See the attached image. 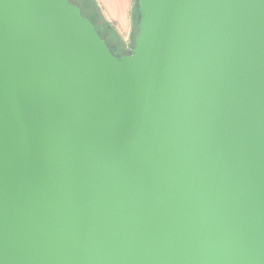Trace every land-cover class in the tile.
Here are the masks:
<instances>
[{"label": "water", "instance_id": "1", "mask_svg": "<svg viewBox=\"0 0 264 264\" xmlns=\"http://www.w3.org/2000/svg\"><path fill=\"white\" fill-rule=\"evenodd\" d=\"M138 8L0 0V264H264V0Z\"/></svg>", "mask_w": 264, "mask_h": 264}, {"label": "trees", "instance_id": "2", "mask_svg": "<svg viewBox=\"0 0 264 264\" xmlns=\"http://www.w3.org/2000/svg\"><path fill=\"white\" fill-rule=\"evenodd\" d=\"M72 2L76 5H78L82 11L83 16L88 19L97 30L98 34L101 36L102 39H104L112 52L113 55L117 57H123L128 56L130 54L126 53L122 49V45L119 41L118 35L114 29V27L105 20L104 16L102 14L94 11L89 10L88 3L91 2V0H72ZM95 2V0H94ZM97 5V3L95 2ZM134 4L136 5V12L138 13L137 20L135 21L134 27H135V36L133 39V47L135 46V39L138 34V24L140 20V14H139V8H138V2L135 0ZM90 12V13H89ZM119 50H116V49ZM128 54V55H126Z\"/></svg>", "mask_w": 264, "mask_h": 264}, {"label": "crops", "instance_id": "3", "mask_svg": "<svg viewBox=\"0 0 264 264\" xmlns=\"http://www.w3.org/2000/svg\"><path fill=\"white\" fill-rule=\"evenodd\" d=\"M105 20L120 34H127L135 22V0H95Z\"/></svg>", "mask_w": 264, "mask_h": 264}, {"label": "rangeland", "instance_id": "4", "mask_svg": "<svg viewBox=\"0 0 264 264\" xmlns=\"http://www.w3.org/2000/svg\"><path fill=\"white\" fill-rule=\"evenodd\" d=\"M136 1L138 2V0H136ZM87 5L89 7V10H91V11L95 10L97 12V14L99 11V13L102 14V11L100 10L99 6L95 4L94 0H91V2H89ZM134 10H135V21H136L137 17H138V13L136 12V5L134 6ZM134 24H135V22H134ZM134 24H133V27L130 28L131 30L129 31V33L127 32V34H123V35H120L116 31V29L114 28L117 35H118L119 41L122 45L123 51L130 54V55H131L133 48L135 47V46L133 47V39H134V36L136 35L135 34L136 29L134 27ZM116 50H119V49L117 48ZM128 54H126V55H128Z\"/></svg>", "mask_w": 264, "mask_h": 264}]
</instances>
